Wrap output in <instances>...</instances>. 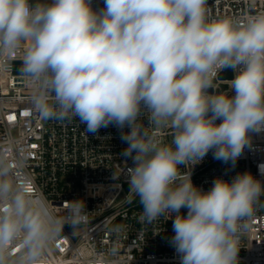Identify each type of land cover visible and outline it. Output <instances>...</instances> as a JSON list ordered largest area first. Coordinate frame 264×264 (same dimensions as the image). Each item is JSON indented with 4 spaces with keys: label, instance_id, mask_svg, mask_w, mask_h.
I'll use <instances>...</instances> for the list:
<instances>
[{
    "label": "clouds",
    "instance_id": "obj_1",
    "mask_svg": "<svg viewBox=\"0 0 264 264\" xmlns=\"http://www.w3.org/2000/svg\"><path fill=\"white\" fill-rule=\"evenodd\" d=\"M207 3L103 0L94 9L92 0H0V70L13 71L8 61L20 54L15 71L41 119H78L86 135L118 129L121 155L132 161L127 199H139L142 223L168 215L179 264H239L241 237L264 209V181L245 171L204 191L191 177L209 152L234 168L264 135V12L210 19ZM220 69L234 73L230 94L213 89ZM166 125L170 144L155 130ZM24 162L14 138L0 141V264H43L65 226L75 233L88 219L82 199L58 214L30 188Z\"/></svg>",
    "mask_w": 264,
    "mask_h": 264
},
{
    "label": "built area",
    "instance_id": "obj_2",
    "mask_svg": "<svg viewBox=\"0 0 264 264\" xmlns=\"http://www.w3.org/2000/svg\"><path fill=\"white\" fill-rule=\"evenodd\" d=\"M92 6L102 8L103 0H92ZM207 8L210 19L246 18L264 12V0H208ZM19 55L8 61L13 63V71L0 70V141L11 137L18 142L24 152L23 171L30 177V188L41 193L58 214L63 215L65 202L73 199H82L88 212L87 223L75 233L65 226L43 264H179L168 242L174 234L172 220L165 214L154 223H142L139 199H127L130 192L124 172L132 161L121 155L127 145L121 141L118 129L109 126L96 135H86V125L78 119L71 123L41 119L29 103L32 89L15 73ZM4 59L0 56V64ZM223 71L220 69L214 78L213 89L217 94H230V80L220 79ZM141 123L149 126L146 114ZM155 130L163 143H171V126ZM261 164L264 135L253 137L251 149H245L234 168L215 160L209 152L194 166L191 178L204 191L218 176L231 180L245 171L264 181L258 168ZM187 171V166H181V176ZM113 173L120 178L113 179ZM181 212L186 215L187 210ZM116 224L123 226L122 232L110 230ZM239 264H264V209L257 211L250 230L241 237Z\"/></svg>",
    "mask_w": 264,
    "mask_h": 264
},
{
    "label": "water",
    "instance_id": "obj_3",
    "mask_svg": "<svg viewBox=\"0 0 264 264\" xmlns=\"http://www.w3.org/2000/svg\"><path fill=\"white\" fill-rule=\"evenodd\" d=\"M19 64H20V62H15V67H18L19 66ZM15 73H17L16 71H15ZM220 79L221 80H231V79H233V72L232 71H227V70H224L222 73H221V75H220ZM211 91V90H210Z\"/></svg>",
    "mask_w": 264,
    "mask_h": 264
},
{
    "label": "snow or ice",
    "instance_id": "obj_4",
    "mask_svg": "<svg viewBox=\"0 0 264 264\" xmlns=\"http://www.w3.org/2000/svg\"><path fill=\"white\" fill-rule=\"evenodd\" d=\"M31 190V189H30Z\"/></svg>",
    "mask_w": 264,
    "mask_h": 264
}]
</instances>
